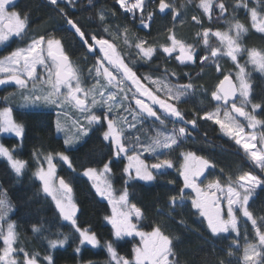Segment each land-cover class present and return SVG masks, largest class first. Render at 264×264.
Returning a JSON list of instances; mask_svg holds the SVG:
<instances>
[{"label":"snow or ice","instance_id":"snow-or-ice-1","mask_svg":"<svg viewBox=\"0 0 264 264\" xmlns=\"http://www.w3.org/2000/svg\"><path fill=\"white\" fill-rule=\"evenodd\" d=\"M49 2L59 8V0ZM117 3L125 14H131L133 22L139 21L141 30L149 33L157 15H170L171 26L166 29L164 42L150 43L145 37L130 34L128 26L117 25L113 29L104 10L97 13V18L103 32L111 39L86 33L68 19V25L78 34L86 53L94 57V63L84 68L73 61L61 38L55 34L45 33L28 39L29 13L18 9L16 0H0V44L13 38L27 41L25 46L0 58V86L14 85L20 94L17 104H14L15 93L0 98L3 105L0 107V134L18 138L22 147L27 125L14 116V109L33 113L41 122L48 115L47 109H55L54 128L64 134L65 150L45 151L43 147L33 150L32 177L40 184L36 195L42 193L45 200L50 198L59 218L69 222L78 233L80 245L96 248L101 246V241L90 228L78 225L80 208L72 183L58 176L57 161L74 171L66 152L82 141L93 126L105 129L102 137L108 142L111 157L127 160L122 169L123 185L119 190L114 187L111 158L100 168H85L83 176L92 182L95 193L111 206V214L104 219L111 224L115 240L138 238L129 255L121 254L112 240L105 241L108 264H182L177 247L181 237L166 231L159 222L152 224L150 230H144L141 224L144 212L131 202L129 189L135 180L156 181L158 176L166 175L168 169L176 166L171 154L190 137L188 126L195 130L198 119L218 125L223 134L243 150L253 169L264 174V89L256 91L252 75L256 72L264 78V48L246 44L250 30L264 34V0H232L231 3L229 0H179V3L177 0H117ZM192 9L199 12L190 17L199 30L189 42L178 36L176 29L178 24H185V17ZM59 11L66 15L64 9ZM241 11L248 23L240 19ZM205 21L209 25L222 23L224 27L205 26ZM261 38L264 39V35ZM118 40L128 49L127 53L120 50ZM157 55L166 61L174 59L185 67L199 66L201 72L196 74L197 78L206 67H215L222 79H218L210 92L209 102H214L213 108L202 110V116L197 113L196 118L185 119L178 104L187 102L198 92L209 99L208 90L195 83L190 73L184 74L188 77L184 84L172 82L171 78L177 73L167 65L160 75H138L137 64L150 63ZM224 58L231 61V69L221 66L220 60ZM155 71L160 72L159 65ZM149 121L151 125L146 131L144 125ZM169 123L173 125L171 129ZM177 123L184 126L177 128ZM44 130L42 123L38 131ZM16 153V148L0 143V158L6 160L13 176L20 180L29 162ZM145 153L157 162L147 163L146 158H142ZM180 157L182 162L176 171L183 180V187L179 198L170 197L169 211H158V215L174 220L176 208L182 207L186 199L190 200L191 207L206 220L212 236L236 234V239L224 250V256L215 257L212 264H233L234 259L236 264H264V207L252 208L259 193L264 192V177L252 171L224 176L221 169L223 182L218 177L205 184L201 178L215 165L193 151H182ZM185 190H191L194 196ZM15 210L7 189L0 186V264H55L51 250L63 247L68 237L56 233V238H51L53 234L37 222L31 231L36 240L46 245L45 254L29 250L16 222L10 218ZM242 220L244 243L241 245ZM247 222L253 229L251 238ZM75 251L80 253L81 248L77 246Z\"/></svg>","mask_w":264,"mask_h":264},{"label":"trees","instance_id":"trees-1","mask_svg":"<svg viewBox=\"0 0 264 264\" xmlns=\"http://www.w3.org/2000/svg\"><path fill=\"white\" fill-rule=\"evenodd\" d=\"M16 2L18 9L29 13L30 34L28 39L45 33L55 34L58 38H61L66 51L73 61L84 68L90 67L94 63V57L86 53L74 29L68 28L66 17L75 21L81 27V30L86 33H96L98 36L111 39L103 32V25L97 18V13L100 10H104L108 14L107 22L113 29L117 25L121 28L128 26L130 34L134 33L145 37L150 43L154 41L164 42V38L167 35L166 29L171 26L170 15H157L150 33L148 30H141L139 21L133 22L131 14H125L119 7L117 0H91V2L90 0H72L71 3L69 0H59V8L51 5L49 0H16ZM231 2L232 0H229V3ZM177 3H179V0H177ZM60 8L64 9L66 15L59 11ZM197 12L195 9L190 10L185 17V24L183 26L177 25L178 36L187 39L189 42H191L194 33L199 30L190 19L191 15L197 14ZM240 19L248 23L245 20L243 11L240 12ZM205 26L213 28L224 27L222 23L209 25L207 21H205ZM262 35L264 34L250 30L246 39L247 46L264 48ZM26 42V40L13 38L4 44H0V56L6 51L25 46ZM116 43L122 52L127 53L128 49L124 48L122 41L118 40ZM213 43H215L214 38ZM157 65L160 67V72L155 71ZM165 65L171 71L177 73L176 77L171 78L174 83H187L188 77L184 74L190 73L195 83L203 85L208 90L209 99H205L198 92L187 102L177 105L184 113L185 119L196 118L197 113L202 116V110H211L213 108L214 102H209L210 92L218 82V79L222 77L216 72L215 67H206L200 78H197L196 74L201 72L199 66L185 67L179 65L174 59L166 61L162 56L157 55L150 63L141 61L137 64L138 75L148 73L160 75ZM222 67L231 69L232 63L225 60V65ZM252 75L256 91L259 92L264 89V78L256 72H253ZM10 93H15L14 104L19 103L20 94L14 85L0 86V98ZM2 106L0 105V107ZM150 125L151 121L145 123L144 128L146 131ZM175 126L181 127L184 125L177 123ZM172 127L173 125L169 123L168 128L171 129ZM189 130L191 132L190 137L171 154L176 166L173 169H168L166 175L158 176L156 181H133L132 187L129 189L132 193L130 199L132 203H135L144 212V219L141 221L144 230H150L152 224L159 222L165 227L166 231L181 237V242L177 247L181 254L182 264L183 262H187V264H212L215 257L224 256V250L228 248L229 243L236 237L227 234H221L218 237L212 236L204 218L199 215L197 210L191 207V201L187 199L182 207L176 208L174 220H169L167 216L158 215V211L162 210L165 213L169 211L167 207L169 198L172 196L179 198V190L183 187V180L176 171L181 163L180 152L193 151L197 155L209 159L215 165L206 174V181L215 180L219 177L223 182L224 176L228 174L235 176L242 171H252L253 174L261 175L262 177H264V174L259 173L258 169H253L244 156L243 150L235 145L233 140L225 136L219 126L213 122L198 119L196 129L192 130V128H189ZM62 136L64 137V134ZM83 140L74 145L72 149L82 144ZM0 143L10 149L16 148L18 157L29 162L26 174L22 179L17 180L11 173L6 160L0 158V186L7 189L8 197L16 208L15 213L10 218L16 222L21 239L29 250L35 249L40 251L41 254H45L46 245H42L39 240H36L34 233L31 231L32 225L40 222L53 234L51 238H56L54 235L56 233H62L68 237V241L63 247L51 250L55 264H87L88 261H92L93 264H108V254L103 244L109 240L114 242V246L121 254L129 255L131 253V249L137 239L133 240L126 237L119 241L115 240L111 225L104 219L110 212L108 203L105 199L97 196L89 179L80 173L81 170L87 167H101L103 162H107L111 158L114 187L118 190L121 189L123 185L121 176L125 161L124 159L111 157L108 142H98L77 154L71 155L70 159L73 169H75L74 171L69 169L63 162L57 161L58 176L72 183L74 198L80 208L77 213L78 225L81 228H90L101 241V246L96 248L87 244L80 245L78 233L75 232L69 222L59 218L50 198L45 200L42 193L36 195L40 184L32 177V172L35 168L32 152L38 148L27 147L24 143L21 147L19 139L10 134H0ZM221 169L224 170V176L221 175ZM169 180L175 181V183L169 184ZM185 191L186 193L190 192L189 190ZM263 205L264 192H261L252 208L254 210L259 209ZM77 246L81 248L80 253L75 251ZM233 264H236L235 259Z\"/></svg>","mask_w":264,"mask_h":264},{"label":"rangeland","instance_id":"rangeland-1","mask_svg":"<svg viewBox=\"0 0 264 264\" xmlns=\"http://www.w3.org/2000/svg\"><path fill=\"white\" fill-rule=\"evenodd\" d=\"M66 1H68V0H66ZM197 14H199V12H197ZM12 50H14V49H12ZM12 50L6 51V53L4 52V54H2L0 56V58H2L3 56L7 55ZM225 60L230 61L227 58L221 59L220 60L221 66L225 65ZM179 84H182V83H179ZM46 112L48 113V115H46L44 121L41 122L40 120H38L35 117V115L33 113L25 112L22 109H14V116L18 120H22L23 122H25V124L27 125L26 138L24 139L23 143L27 147H33V148L36 147L38 149L43 147V149L45 151H53V150L54 151H64L65 150V146H64V143H63V141H64V137L62 136L63 133H57L55 131V128H54V121L56 119L55 109H47ZM76 115H78V114H76ZM42 123L45 125V130L44 131H38V128L41 126ZM49 124H51L52 126L51 127H47V125H49ZM69 124H71V120H69ZM105 128H106V124H105ZM103 130H105V129H101V128L97 127V126H93L92 130L89 131V134L86 137H84V140H83L82 144H80L75 149L67 151L66 154L69 155V157H71V155H73L74 153L77 154V153L81 152V150H83L85 148H88V147H90L93 144H96V143L102 142V141L104 142L103 137H102ZM142 158H146V161L149 164L157 162L156 160H151V159H155V158L150 156L148 153H145ZM180 160L182 162V158ZM124 161H125V165H126L127 164V160L124 159ZM96 168H100V167H96ZM83 170L80 171V173L82 175H83ZM211 181H213V180H208V181H205L204 183L207 184V183H209ZM90 183L92 185L91 181H90ZM94 191H95V189H94ZM188 194L194 196V193L188 192ZM106 202L108 203L107 200H106ZM108 206L110 208V212H109L108 215H110L111 214V206L109 205V203H108ZM262 207H264V205ZM205 222H206V220H205ZM243 224H244V221L242 220L241 221V236L239 238L241 245L244 243V239H243ZM247 224H248V235H249V238H251L252 235H253V229L251 228L250 222H247ZM206 225H207V222H206ZM110 227H112V226H110ZM227 235H231L232 237H236L235 233H230V234H227ZM137 240H138V238H137ZM232 242H233V240L229 244H231Z\"/></svg>","mask_w":264,"mask_h":264},{"label":"water","instance_id":"water-1","mask_svg":"<svg viewBox=\"0 0 264 264\" xmlns=\"http://www.w3.org/2000/svg\"><path fill=\"white\" fill-rule=\"evenodd\" d=\"M65 19H66V21H67L69 18H68V17H66ZM67 25H68V23H67ZM68 28H71V26H70V25H68ZM78 38H79V36H78ZM220 79H222V77H221ZM217 83H218V82H217ZM180 124H181V123H180ZM188 127H189V128H192V126H191V125H189ZM105 200H106V199H105Z\"/></svg>","mask_w":264,"mask_h":264},{"label":"flooded vegetation","instance_id":"flooded-vegetation-1","mask_svg":"<svg viewBox=\"0 0 264 264\" xmlns=\"http://www.w3.org/2000/svg\"><path fill=\"white\" fill-rule=\"evenodd\" d=\"M209 169H211V167H210ZM209 169L206 170V172H205V176L201 178V179L204 180V182L206 181V180H205V177H206V174L208 173ZM189 191L191 192V190H189Z\"/></svg>","mask_w":264,"mask_h":264}]
</instances>
